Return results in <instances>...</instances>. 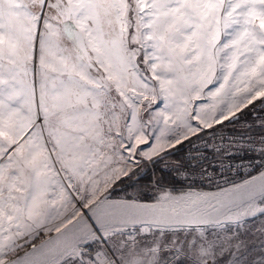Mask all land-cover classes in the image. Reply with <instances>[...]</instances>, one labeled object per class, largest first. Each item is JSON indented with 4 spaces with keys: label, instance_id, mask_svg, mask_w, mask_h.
<instances>
[{
    "label": "snow or ice",
    "instance_id": "obj_1",
    "mask_svg": "<svg viewBox=\"0 0 264 264\" xmlns=\"http://www.w3.org/2000/svg\"><path fill=\"white\" fill-rule=\"evenodd\" d=\"M232 124L264 130V0H0V264H264Z\"/></svg>",
    "mask_w": 264,
    "mask_h": 264
},
{
    "label": "rangeland",
    "instance_id": "obj_2",
    "mask_svg": "<svg viewBox=\"0 0 264 264\" xmlns=\"http://www.w3.org/2000/svg\"><path fill=\"white\" fill-rule=\"evenodd\" d=\"M229 129H233L234 131H232L231 133H225L226 135H231L236 137L237 139H239L241 137V135H246L248 137L251 138H256L258 139L261 134H264V130L262 129H258V128H254L252 129L250 132H245L242 124H232V125H227L226 126ZM250 145L246 144V143H239L235 146V148H231L229 149V145L227 143H225L224 148L228 150V157L229 158H225L224 156H215V154L210 151V150H206L204 149L203 145L201 144L199 152L202 156H206L207 159L201 160L200 161V166H204V165H211L213 167L218 166V161L223 160V163L225 165L231 163L233 165H235L236 168L239 169V166H243L246 167V165L249 163V161L253 158L254 153L251 152H247L245 151V149L249 148ZM187 149H188V145L186 144L183 148H179L178 151L175 152V154H169L167 156L164 157V159L159 163L155 165V168L157 169V175H163L165 178V183H175L176 187H181L179 181L181 180H185V177L183 175H177V165L179 164L182 168L187 167V170L192 172V171H196L198 172V168L197 169H192L190 167H188L189 161L187 159ZM164 165H167L169 171H165L163 173H160L159 169L161 167H163ZM149 168H152L153 165L149 164L148 165ZM250 169H248L247 167L245 169L240 170L241 173H246L248 172ZM234 174V176L236 175L235 172L232 173V175ZM201 179L199 177V175H193L188 181L186 182H192V181H196L199 182V180Z\"/></svg>",
    "mask_w": 264,
    "mask_h": 264
},
{
    "label": "built area",
    "instance_id": "obj_3",
    "mask_svg": "<svg viewBox=\"0 0 264 264\" xmlns=\"http://www.w3.org/2000/svg\"><path fill=\"white\" fill-rule=\"evenodd\" d=\"M244 166H245V165H243V166L240 165V166H239V169H240V170L245 169L246 167H244ZM240 173H241V172H240ZM235 174H236V173H235ZM246 174H247V172H246V173H241V175H245V176H246ZM232 177H233L234 179H237V180L239 179V177H237V175L234 176V174L232 175ZM198 180H199V179H198ZM195 182H196V181H195ZM196 183L198 184L199 182H196Z\"/></svg>",
    "mask_w": 264,
    "mask_h": 264
},
{
    "label": "trees",
    "instance_id": "obj_4",
    "mask_svg": "<svg viewBox=\"0 0 264 264\" xmlns=\"http://www.w3.org/2000/svg\"><path fill=\"white\" fill-rule=\"evenodd\" d=\"M176 151H178V149Z\"/></svg>",
    "mask_w": 264,
    "mask_h": 264
}]
</instances>
